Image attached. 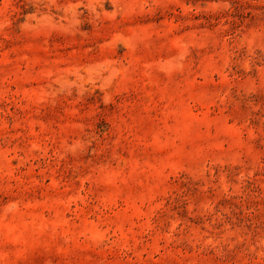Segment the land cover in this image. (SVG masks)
Masks as SVG:
<instances>
[{
    "label": "rangeland",
    "instance_id": "obj_1",
    "mask_svg": "<svg viewBox=\"0 0 264 264\" xmlns=\"http://www.w3.org/2000/svg\"><path fill=\"white\" fill-rule=\"evenodd\" d=\"M0 264H264V0H0Z\"/></svg>",
    "mask_w": 264,
    "mask_h": 264
}]
</instances>
